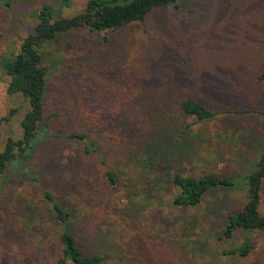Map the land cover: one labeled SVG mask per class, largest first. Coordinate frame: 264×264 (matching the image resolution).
Masks as SVG:
<instances>
[{
    "label": "rangeland",
    "instance_id": "374dc122",
    "mask_svg": "<svg viewBox=\"0 0 264 264\" xmlns=\"http://www.w3.org/2000/svg\"><path fill=\"white\" fill-rule=\"evenodd\" d=\"M86 1L70 0L61 16L81 13ZM45 4L60 8L58 0H0V60L18 53ZM178 4L116 33L71 32L47 49L43 121L0 180V264H55L60 257L45 192L69 212L77 242L86 255H99V264H264L263 233L250 234L245 258L223 254L240 235L219 239L225 216L246 202L242 180L264 150V0ZM6 86L0 70V152L7 140L21 139L28 110ZM185 99L218 115L193 123L179 110ZM163 132L171 140L184 135L186 143L159 169L145 161ZM72 133L87 135L96 151L86 153ZM175 174L230 177L236 185L180 209L172 204ZM258 210L264 215V181Z\"/></svg>",
    "mask_w": 264,
    "mask_h": 264
},
{
    "label": "trees",
    "instance_id": "16d2710c",
    "mask_svg": "<svg viewBox=\"0 0 264 264\" xmlns=\"http://www.w3.org/2000/svg\"><path fill=\"white\" fill-rule=\"evenodd\" d=\"M58 2L59 9L48 4L40 6L37 10L34 30L22 41L18 53L0 60V70L7 78V95L21 96L28 106L20 122L21 139L7 140L3 151L0 152V180L8 163L24 155L31 146L36 130L43 121L47 86L44 59L47 57L48 48L71 32L86 30L99 34L116 33L126 26L142 23L155 9L166 6L179 9V0H87L81 13L64 18L61 16L62 10L70 8L71 2L70 0H58ZM2 4L5 8L10 7L9 1H4ZM258 81L264 84V72L258 76ZM179 110L183 117L193 119V123L212 120L218 115L217 112L210 111L192 99L179 102ZM15 113L16 110H12L11 115ZM69 138L84 142L88 154L96 151V143L85 134L72 133ZM173 138L175 139L171 140L166 132L154 136L147 152L146 164L149 162V165L152 163L154 167L165 169L177 152L178 146L182 147L186 143L184 135L179 136L175 133ZM104 178L108 185L112 187L116 185L112 172L106 171ZM263 181L264 150L259 156L255 169L247 173L242 180L246 187V202L239 211H234L224 218L219 239L230 241L236 234L242 239L237 246L227 245L224 255L247 257L253 249L250 234L254 232L264 234V215L258 210ZM171 182L177 191L172 204L180 209L196 208L211 190L230 189L236 185L233 178L213 175L192 178L175 174L172 175ZM43 198L54 222L59 226L60 257L55 264H99L102 258L95 254L86 255L77 242L70 229L69 212L62 208L50 193L45 192Z\"/></svg>",
    "mask_w": 264,
    "mask_h": 264
}]
</instances>
